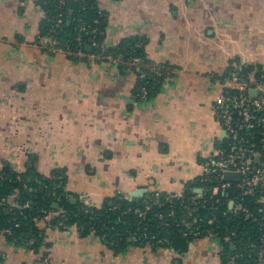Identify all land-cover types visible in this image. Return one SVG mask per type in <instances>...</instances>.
<instances>
[{
  "label": "crops",
  "instance_id": "crops-1",
  "mask_svg": "<svg viewBox=\"0 0 264 264\" xmlns=\"http://www.w3.org/2000/svg\"><path fill=\"white\" fill-rule=\"evenodd\" d=\"M97 1L106 14L102 51L143 39L141 61L164 67L162 82L137 100L136 71L37 45L43 0H0V167L23 172L32 160L45 176L64 170L72 201L94 209L120 196L182 195L223 137L215 107L228 64L264 69V0ZM222 255L208 238L184 251L116 252L97 233L48 227L34 252L0 235V264H233Z\"/></svg>",
  "mask_w": 264,
  "mask_h": 264
},
{
  "label": "built area",
  "instance_id": "built-area-1",
  "mask_svg": "<svg viewBox=\"0 0 264 264\" xmlns=\"http://www.w3.org/2000/svg\"><path fill=\"white\" fill-rule=\"evenodd\" d=\"M57 4V15L54 16L55 25L63 28L65 21L66 8L70 5V0H55ZM47 0L44 4H47ZM93 27L86 20L80 21L75 27L77 45L75 48L69 45L57 44L54 40L37 42V45L47 49L51 53H62L78 60L89 59L91 63L108 61L111 63L126 65L129 69H138V85L135 91V98L140 101L149 99L150 86L158 83L159 79L165 76L162 66L158 64H149V72L153 78L148 79V71L142 70L145 64H140L139 58H131L125 61L122 55L101 54L94 51L88 52L85 47L91 46L92 49L100 48L96 36L84 39V33H92ZM137 47H141L137 44ZM250 62L244 59L234 58L228 64L226 73L221 78L223 93L218 100L215 111L216 117L221 124L223 137L214 153L202 163L203 175L188 187L191 195L183 201L184 194L167 195V200L178 206H181L184 215L176 224L185 236L196 238H208L212 240L224 239L232 242V251L236 249L235 241H245V238L238 234L236 230H231L224 237L219 231L213 230L210 226L215 223L216 215H227L232 213L236 216H243L246 221L260 220L261 236L257 242L247 240L244 243V253H236L233 261L237 257L247 258L256 257L255 264H264V69L260 73L258 69H248L252 66ZM244 70H247L244 72ZM140 82V83H139ZM231 178L227 179V175ZM49 193L48 195H50ZM233 195L227 200L229 210H220L219 204L222 202L220 195ZM258 194L257 202L260 206L255 209L246 207L243 203L245 197H254ZM53 195V193H52ZM161 194L155 193L146 197L143 208L134 209L137 218V227L129 233L119 232L120 239L125 237L136 244H146L151 247L166 245L169 239L161 236L158 231H151L147 223L148 214L153 210V205ZM156 198V199H155ZM59 205V204H58ZM17 206V202H12L10 207ZM25 206H28L27 204ZM54 207V206H53ZM85 209V208H84ZM130 209L129 211H131ZM200 210L212 211L207 213V220L203 226V217L199 215ZM40 212L50 219L46 223L50 227L69 230L72 227H78L76 223H67V209L58 206L54 209L43 207ZM85 209V213H89ZM125 213V212H124ZM126 213H128L126 211ZM261 216V217H260ZM154 217L162 221V224L168 226L169 219L175 217V210L168 213L155 212ZM53 219L56 223L53 224ZM44 221V220H42ZM121 222V219H118ZM83 231V227H78ZM83 228V229H82ZM91 233H97L96 226H91ZM5 234H12L10 230H4ZM245 235V234H243ZM241 238V239H240ZM33 240L27 241L26 245L33 244ZM234 245V247H233Z\"/></svg>",
  "mask_w": 264,
  "mask_h": 264
},
{
  "label": "trees",
  "instance_id": "trees-1",
  "mask_svg": "<svg viewBox=\"0 0 264 264\" xmlns=\"http://www.w3.org/2000/svg\"><path fill=\"white\" fill-rule=\"evenodd\" d=\"M45 1V0H43ZM47 4H44L47 11V18L43 22L41 35L37 39L38 42L44 39H51L57 42V44L69 45L75 48L77 42L75 41L76 25L86 20L90 22L93 27L92 33H84V39H88L91 36H96L99 44L102 43L104 33L106 30V14L98 6L97 0H78V5L74 11L73 18L68 22L69 6L66 8L65 21L63 28L55 25L54 16L57 15V4L55 0H47ZM140 44L141 47H137ZM144 45L145 41L141 38L131 39L126 44L117 47L114 50L106 51L105 53L100 48L92 51L99 52L101 54L122 55L124 60H130L131 58L144 59ZM87 50V47H85ZM48 51L47 49H44ZM77 61L78 59L70 57ZM153 63H145L142 70L148 71V79L153 78V75L149 72L147 65ZM122 67L127 68L126 65ZM258 69L260 73L263 71L262 66L252 65L248 69ZM166 74V69L162 67ZM136 71L138 69H131ZM247 70H244V72ZM164 77L160 78L158 83L150 86V94H153L154 90L159 86ZM140 83V82H139ZM138 84V83H137ZM140 85V84H138ZM67 179L64 170L56 169L50 176H45L36 172L33 162L27 165L26 171L19 172L13 167L6 164L0 167V235L5 236L10 242L17 246H23L34 252H39L45 246L46 229L51 225L45 221L50 219L44 216L40 209L43 207L54 209V203L67 209V223H76L78 227H83L82 234L86 235L91 232V226H96L97 234L102 237L104 243L112 250L121 252L128 246H145L146 244H136L129 241L128 237L123 240L119 238L117 233L124 232L129 233L136 229L137 218L134 213V209L143 208L146 198L141 199L138 202H130L124 197H117L113 200V204L106 203L104 207L100 209H94L83 203H74L71 198V194L66 191ZM188 187H192V183L188 184ZM187 187V189H188ZM51 193L50 195H48ZM53 193V195H52ZM192 192L186 190L183 201L190 197ZM233 195L221 194L220 198L222 202L219 204L220 210H229L227 200ZM258 194L254 197H245L243 203L250 209H255L260 206L257 202ZM156 199V198H155ZM157 200V204L153 205V210L148 214L147 223L151 231L155 230L161 236H166L169 239V243L166 245L153 246L158 248H173L175 251H184L187 245L194 238L191 236H185L181 229L176 224L182 219L184 213L181 206L170 203L167 200V195L161 194ZM17 202V206L11 208L10 204ZM28 206H25V205ZM90 212L85 213V209ZM132 209L131 211H129ZM170 210H175V217L169 219L170 224L165 226L161 220L154 217L155 212L168 213ZM126 211L128 213H126ZM125 212V213H124ZM212 211L200 210L199 215L203 217V226L207 227L205 221L207 220V213ZM216 220L210 227L221 233L224 237L231 230H236L240 237L245 238V241L251 240L257 242L261 236L260 220L246 221L244 217L228 213L227 215H216ZM261 217V216H260ZM121 219V222L118 219ZM44 220V221H42ZM52 220V219H51ZM53 224L56 223V219H53ZM45 225V226H43ZM4 230H10L12 234L3 233ZM245 234V235H243ZM33 240V244L27 246L26 243L29 240ZM241 239V238H240ZM236 249L232 251V242H227L224 239L219 240L220 245L223 248V259L225 262L233 264H255L256 257L247 258L244 256L237 257L233 261V257L236 253H244V243L239 240H234ZM234 247V245H233Z\"/></svg>",
  "mask_w": 264,
  "mask_h": 264
},
{
  "label": "water",
  "instance_id": "water-1",
  "mask_svg": "<svg viewBox=\"0 0 264 264\" xmlns=\"http://www.w3.org/2000/svg\"><path fill=\"white\" fill-rule=\"evenodd\" d=\"M77 5H78V0H70L68 22H70L72 20L73 14H74V11H75ZM87 50L92 51V47L88 46ZM140 64H144V62L141 61ZM231 177H232L231 174H228L226 178L230 179ZM135 196H137V195H135ZM75 201H76V199H73V202H75ZM55 207H58V204H56Z\"/></svg>",
  "mask_w": 264,
  "mask_h": 264
}]
</instances>
